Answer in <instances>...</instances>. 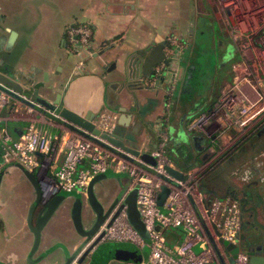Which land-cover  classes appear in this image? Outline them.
Instances as JSON below:
<instances>
[{
  "label": "crops",
  "instance_id": "obj_1",
  "mask_svg": "<svg viewBox=\"0 0 264 264\" xmlns=\"http://www.w3.org/2000/svg\"><path fill=\"white\" fill-rule=\"evenodd\" d=\"M204 1L0 0V59L7 62L0 65V70L14 80L31 84L42 96L47 86L63 90L59 107L65 106L81 116L93 112L94 122L102 114L109 115L115 124L113 131L130 139L131 145L141 152L154 148L160 134L166 131L165 152L181 171L198 165L199 160L207 159L209 155L211 159L204 161L208 165L222 156L223 151H216L212 143L217 137L224 139L225 131L213 133L207 144L208 139L203 135L188 133L186 123L210 110L223 90L233 82V64L239 59L232 30L238 28L242 6L231 11L221 1L215 6L211 0H206L207 5L202 6ZM78 23L91 26L93 50L91 56H85V66L80 72L75 69L79 58L69 52L65 35L68 26ZM11 31L15 32L14 36ZM167 32H171L169 37L174 40V45L181 50L186 48L180 55L182 71L179 73L175 65L177 76L170 81L165 78L156 85L148 80L123 85L124 80L119 74L125 58ZM230 44L235 57L227 54ZM113 61L115 68L105 69ZM25 92L28 96L31 94V91ZM47 97L53 99L54 94ZM14 103L10 102L2 110L0 129L5 128L14 140L32 122L53 141L51 159L46 160L38 153L40 166L30 171L39 188V177L53 175L59 167L65 154L66 139L82 133L75 130L72 123H68L69 126L57 115L50 112L45 115L38 108H32L31 112L22 108L12 112ZM122 113L130 115L128 125L118 123ZM230 128L235 135L228 137L239 141L238 144L252 137L259 138L254 131L241 134L238 128ZM236 158L233 162L239 159ZM85 166L86 162H83L79 168ZM107 171L112 176L96 182L94 190L104 208L113 203L117 208L128 191L129 177L125 172ZM209 176L211 178L206 182L209 195L223 196L227 173L221 174L224 179L215 173ZM237 180L232 178L231 183L240 189L241 182ZM249 189L257 191L264 203V182L250 185ZM36 195L34 184L16 164L3 166L0 172V264L26 263L34 240L27 214ZM109 195L114 198L112 203V200L106 202ZM72 203L73 198L65 199L43 227L35 256L58 244L73 252L81 243L82 238H77L70 216ZM89 209L85 198L82 215ZM258 217L264 224V209ZM147 257L141 258L138 264L144 263ZM64 259L65 251L56 247L36 264H63Z\"/></svg>",
  "mask_w": 264,
  "mask_h": 264
},
{
  "label": "built area",
  "instance_id": "obj_2",
  "mask_svg": "<svg viewBox=\"0 0 264 264\" xmlns=\"http://www.w3.org/2000/svg\"><path fill=\"white\" fill-rule=\"evenodd\" d=\"M244 2L241 1L242 8H239L244 15H238V28L232 30L235 48L242 61L239 59L233 64V82L223 90L212 108L186 123L188 133L209 139L227 126H234L244 134L264 125V0H250L247 8H243ZM65 35L69 52L79 58L75 69L80 72L85 66V56L92 55V28L86 23L73 24L66 28ZM170 42L174 43V40ZM13 93L18 94L0 82V116L10 102H15L12 112H18L20 108L32 111L33 107L23 101L29 99L28 95L19 94L20 99ZM95 124L108 132L115 127L114 121L105 114ZM0 139V172L8 164H20L33 171L40 166L38 153L46 160L53 156L52 138L32 122L14 140L5 128H1ZM167 139L166 131L162 132L158 143L147 152L155 159L152 165L108 143L104 145L105 141L98 137L93 139L78 134L66 139L64 157L54 174L39 177L37 183L43 200L60 191H73L85 199L88 185L97 174L108 169L127 173L128 191L136 189L137 209L149 239L144 240L130 224L124 205L111 221L109 218L101 226L100 239L90 249L88 257L100 243L115 241L130 242L141 248L147 245V260L140 264H232V254L224 242L239 248L241 212L238 201L230 196L209 195L202 190L205 164L186 171L177 169L165 152ZM83 162L86 166L79 168ZM166 167L180 171L182 178L170 174ZM162 185L169 193L159 206L157 195ZM168 228L181 232V242L174 248L166 245L164 230ZM174 234V239L179 238L180 235ZM195 246H198V252L194 251ZM247 261V253L239 248L235 264H247Z\"/></svg>",
  "mask_w": 264,
  "mask_h": 264
},
{
  "label": "water",
  "instance_id": "obj_3",
  "mask_svg": "<svg viewBox=\"0 0 264 264\" xmlns=\"http://www.w3.org/2000/svg\"><path fill=\"white\" fill-rule=\"evenodd\" d=\"M14 33L15 32L11 31V34L13 36ZM12 35L9 39V42L12 40ZM169 36H171V32H167V34L164 36L157 37L146 48L130 55L127 59L125 58L122 65V70L119 74L120 79L124 80V82H122L123 85L125 83H127L128 85L131 82L143 83L145 80H148L152 82L153 85H156L160 81H163L165 78H168V81H170L177 76V74L175 75L174 70L175 65H177L179 73L182 71L183 66L179 64L181 63L180 55L182 54V51L180 47L170 42L172 38ZM1 46L2 43L0 38V48H2ZM100 54L101 53L97 55ZM107 65L108 67L106 66L105 69L111 70L115 68L116 62L113 61L112 63H108ZM0 82H3L7 86L13 88L18 93H13L16 98L21 99L19 94H25V91H31L29 99H23V101L34 109H41L43 114L46 115L48 112L53 113L57 115V117L62 119L65 124L70 126V124L68 123H72V125H74L72 127H74L75 130H78V132L93 139H96V137H98L102 141H105L103 143L104 145L108 143L112 147H117L126 153L139 157L146 163H150L152 165L155 164V159L149 153L141 152L138 148L132 146L130 139L125 138L124 136H121L114 131L108 132L106 130L99 129L93 121L95 113L88 112L86 115L81 116L66 108L65 106L59 107L63 90L56 89L53 86H47L45 87L46 93L44 96H42L39 94L38 89H32L31 84H25L24 82L14 80L9 74L1 70ZM50 94H54L53 99H49L47 97ZM121 110L123 111V108H121ZM129 121L130 115L122 113L119 116V124L128 125ZM193 139L195 140L194 144L196 146L199 145V143L196 141V137ZM16 165L32 181L37 192L36 199L30 205L27 214V224L31 232L33 233L34 240L31 250L29 251L26 258L25 264H36L48 252L54 250L56 247H61L65 251V259L63 264H83L84 260L88 258L90 249L94 245H96L100 239L101 234L99 233V231L101 226L107 219L110 218L111 221L124 205H126V214L130 224L144 240L149 239L148 232L145 229L144 224L140 220V214L137 209L136 189L127 191L117 208H114L115 203H113L108 208H104L102 203L96 197V193L94 190L95 183L103 178L112 176L110 172L106 171L97 174L92 178L88 185L86 202L95 214V218L92 225L89 228H86L82 221V208L84 199L80 195L76 194L73 191H60L47 200H43L40 198V189L36 186L31 172L20 164ZM166 170L170 174L180 179L182 178V173L180 171L171 167H166ZM168 193L169 189L165 185H162L157 195V204L159 206L162 205ZM69 197L73 198V203L70 210L71 220L76 232L79 234V236L83 237V240L73 252H69L63 244H58L52 246L38 256H35L40 244L41 231L43 227L53 216L59 205ZM262 228V230H264V226H262ZM156 229H159V227L156 226ZM166 238L174 239L175 234L170 232L169 236ZM241 239H243V237ZM245 240L246 243H248V248L251 247L252 241H258L264 251V233L257 232L254 237L250 239L251 242H248V238H246ZM224 244L232 254L231 263L235 264V258L239 250L238 246H234L233 244L227 242H224ZM132 245L133 244L118 243L110 245L109 248H104L103 245L101 247L99 246L89 257L88 264H108L111 260H121L124 262L138 263L141 260V256L138 252V249L134 245ZM247 255V264H264V254L256 253L252 249H249Z\"/></svg>",
  "mask_w": 264,
  "mask_h": 264
},
{
  "label": "rangeland",
  "instance_id": "obj_4",
  "mask_svg": "<svg viewBox=\"0 0 264 264\" xmlns=\"http://www.w3.org/2000/svg\"><path fill=\"white\" fill-rule=\"evenodd\" d=\"M211 1H212V3L215 6H218L219 2L221 1L223 5H226V6L230 7V8H234V9L241 7V5H240L241 1H245L244 3H242V4H244L243 8L250 7L249 6L250 5V3H249L250 0H211ZM206 5H207L206 2L202 3V6H206ZM53 6H55V5L53 4ZM206 52L208 53L207 50H206ZM237 53H238V58L237 59H240L239 51H237ZM209 54H211V52ZM227 54H228L229 57L231 55L233 57H235V55L233 54V47H232L231 44L228 47ZM240 61H242V60L240 59ZM258 129L255 130L254 132H253V130H249V131H252L255 134V133L260 132L261 128H258ZM223 130L225 131L223 134H225L226 137L224 139L217 137V139H215V141L212 143L213 148L216 151L217 150L223 151L222 152V156L218 157L216 160L213 159V160H215L214 162H211V163H209L208 165H205V166H204V163H205L204 161L208 160V159H211L212 156L210 157L208 155L207 159L205 158L202 161L201 160L198 161L199 166H204V167H202L203 168V170H202V174H203L202 178H203V180L204 179L207 180L210 177L208 175L212 176L214 173L219 175L220 179H224L221 176V174L224 173V172L227 173V177H225L226 181L228 180V181L232 182V178L238 179L237 181H241L242 178H244V179L245 178H250L251 174H252V173L249 172V169H250V166H251L250 164H252L251 163V158H253L252 156L255 155V150L256 149H258L259 147L264 148V130L262 131L261 134H259V138L256 139V137H252L250 140H245V141H243V142H241L239 144H238L239 141H235L233 139L230 140V138L228 137V135H229V136H231V138H233V136L235 135V132H233V130L230 128V126L229 127L228 126L225 127ZM209 140L210 139H208L207 144L210 143ZM224 155H226V156H224ZM235 157H237L236 159H238V157H239V159L236 162H233V159ZM225 185L226 184H224L222 190L225 188ZM220 196H222V195H220ZM108 198L109 199L108 200L106 199V202H109V201L112 200L110 202V203H112L113 200H114V198L112 199V195H109ZM89 211H90V209L87 210V212L85 211L84 215L88 214ZM170 232L177 233L178 236L180 235L179 238H176L174 240L173 239H169V238L166 239V245L168 247H170V248H174V247H176L178 245V243L181 242V239H182L181 238V232H180L179 229L168 228V229L164 230V235L166 237H168ZM76 236H77V238L79 237L78 234ZM118 243L132 244L130 242L110 241V242H102L98 246L101 247L103 245L104 248L105 247L109 248L110 245H114V244H118ZM133 245L138 249V252H139L141 258L145 259L146 255H148V252H149L148 246L145 245L143 248H141V247H138L135 244H133ZM194 251L195 252L199 251L198 246L194 247ZM87 262H89V257L84 260L83 264H85Z\"/></svg>",
  "mask_w": 264,
  "mask_h": 264
},
{
  "label": "flooded vegetation",
  "instance_id": "obj_5",
  "mask_svg": "<svg viewBox=\"0 0 264 264\" xmlns=\"http://www.w3.org/2000/svg\"><path fill=\"white\" fill-rule=\"evenodd\" d=\"M240 16L244 15L243 13L239 14ZM186 48H183L181 51L185 52ZM7 62L2 61L0 59V65L4 66ZM260 132L257 133V136L262 133L264 130V125L260 127ZM259 130V129H258ZM250 169L249 172L252 173L250 178H242L241 181V188L238 189L236 185L231 183V181H228L226 184V187L224 188V195L223 196H230L238 201L240 212H241V223H240V234H239V240L240 250L248 252L249 249H252L256 253L264 254V251L258 241H252L251 247L248 248L246 243V238L249 239L248 242H251L250 239L254 237V235L257 232L264 233V230H262V226L264 224H261L259 222V214L262 215V211L264 209V203L257 191L253 192L249 189L250 185L258 184L261 182H264V148L259 147L255 150V155L252 156ZM261 157V158H260ZM209 176V175H208ZM211 178V177H210ZM202 179L201 181V187L202 184H206L208 180L210 179ZM233 182V181H232ZM206 189V188H205ZM206 192V191H205ZM87 215H82V221L86 228H89L92 223L94 222L95 214L92 210ZM81 237V236H80ZM243 237V239H241ZM83 240V237H81ZM110 264H125V262H119L118 260H111L109 262Z\"/></svg>",
  "mask_w": 264,
  "mask_h": 264
},
{
  "label": "trees",
  "instance_id": "obj_6",
  "mask_svg": "<svg viewBox=\"0 0 264 264\" xmlns=\"http://www.w3.org/2000/svg\"><path fill=\"white\" fill-rule=\"evenodd\" d=\"M201 188H202L203 191H206V193L209 194L208 190L205 189L206 188V184H202Z\"/></svg>",
  "mask_w": 264,
  "mask_h": 264
}]
</instances>
